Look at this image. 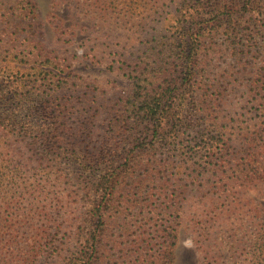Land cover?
I'll list each match as a JSON object with an SVG mask.
<instances>
[{
  "label": "rangeland",
  "instance_id": "374dc122",
  "mask_svg": "<svg viewBox=\"0 0 264 264\" xmlns=\"http://www.w3.org/2000/svg\"><path fill=\"white\" fill-rule=\"evenodd\" d=\"M181 2L0 0L1 119L17 112L18 80L37 100V105L28 102L29 110L22 100L18 117L36 108L34 116L47 120L50 131L66 136L54 150H97L105 137L108 149L119 146L109 121L130 92L134 69H144L148 81L160 83L167 56L163 43L175 34ZM235 19L231 33L214 39L201 75L183 92L194 103L186 108L188 124L179 142L148 150L144 144L143 151L131 155L134 167L114 194L122 209L106 211V224L98 220L101 240L95 253L90 248L85 254L89 264H259L264 242V114L258 111L264 102V23L261 16ZM203 133L219 140L223 151L195 146ZM2 140L0 264H70L81 258L92 229L93 198V191L85 194L78 181L83 179L77 171L81 160L41 154L42 141L33 157L31 138L8 135ZM120 147L127 151L133 145L126 141ZM248 153L252 161L245 163ZM125 157L115 153L109 159L119 167ZM17 164L20 171L11 176ZM152 213L161 224L155 233L143 217ZM189 236L196 242L193 250L181 246ZM34 251L38 255L29 257Z\"/></svg>",
  "mask_w": 264,
  "mask_h": 264
},
{
  "label": "trees",
  "instance_id": "16d2710c",
  "mask_svg": "<svg viewBox=\"0 0 264 264\" xmlns=\"http://www.w3.org/2000/svg\"><path fill=\"white\" fill-rule=\"evenodd\" d=\"M179 12L173 26L175 34L163 43L167 56L164 55L165 61L161 62V66H164V75L159 79L160 83L148 81L144 76L145 70L141 68L134 69V76H129L130 92L123 100H119L115 115L109 121L110 127L116 129L114 141L118 142L119 146L108 149L105 137V142L97 150L71 149V152L69 150L65 152L54 150L55 143L59 141L64 143L67 139L66 136L62 134V131L60 134L50 131L52 127L47 120L34 116L36 108L31 110L32 115H27L24 119L18 117L23 106L29 110L28 102L37 105V100L36 97L33 98L34 92L24 91L25 85L23 86L22 82L18 80L15 81L17 84L16 96L19 98V102L15 104L18 106L17 112L14 115L3 117V119L0 117V136L2 138L8 135L22 139L31 138L33 141H30L29 145L34 148L28 152H31L33 157H36L35 150H37V143L40 141L44 142L45 146V149L40 152L41 154L64 155L67 158L68 155L77 157L81 160L77 165V171L83 178L78 181L84 185L85 194L89 195L93 191V198L90 199L92 211L89 213L92 229L85 238L84 248L86 250L81 252V258L74 259L70 264H89V261L84 260L86 259L85 254L90 253V248H93L95 253L101 240L102 233L99 234L98 231V220L106 224L105 214L110 213L113 207L122 209L121 198H118L115 203L114 194L117 185L122 187L126 175H129L134 167L133 158L130 159L131 155L137 151H143L144 144L148 146V150L149 147L152 149L156 145L163 147L179 142L181 130L188 124L185 117L186 108L188 104L194 103V100L190 102L185 98L183 92L190 90L194 84L192 80L201 75L202 59L209 50L208 48L213 45L214 39L218 34L228 35L231 33L234 29L232 26L235 18L238 19V17L249 18L250 16L254 20L261 16L264 23V0H182ZM260 31L264 34V26ZM44 72L52 73V70H44ZM54 75L59 80L66 79V76L59 72H54ZM151 77L156 76L152 75ZM27 93H30L29 96ZM22 95L28 96V98L23 99ZM22 100H25L23 104ZM258 111L264 114V102L258 104ZM218 128L220 129L222 126H218ZM204 136L205 133L200 135L195 146L203 143L209 151L215 150L214 147L218 149V152L223 151V145L219 144V140L214 141L213 138H204ZM2 138L0 139L2 140ZM2 141L5 143L7 140ZM126 141L133 145L127 151L120 147V142ZM261 142H264V139ZM37 152V156H39L40 153ZM78 153L80 155L76 156ZM115 153L126 156L125 163L119 167H114L111 163L113 161L109 159ZM39 159H44V155H41ZM244 159L245 163L252 161L249 153ZM36 160L38 161V158ZM19 165L17 164L16 168L12 166L15 173L11 176L15 177L16 172L20 171ZM97 172L100 175L96 174ZM143 217L145 223L151 226L153 233L160 231L161 224L155 222L153 213ZM164 241L166 242V240ZM260 245L257 259L259 264H264V242ZM31 255L35 257L38 254L34 251L29 257Z\"/></svg>",
  "mask_w": 264,
  "mask_h": 264
},
{
  "label": "clouds",
  "instance_id": "9594fccd",
  "mask_svg": "<svg viewBox=\"0 0 264 264\" xmlns=\"http://www.w3.org/2000/svg\"><path fill=\"white\" fill-rule=\"evenodd\" d=\"M181 246L186 250H193L196 247L195 239L192 236H189L181 242Z\"/></svg>",
  "mask_w": 264,
  "mask_h": 264
}]
</instances>
